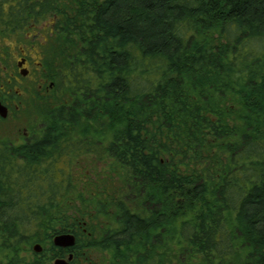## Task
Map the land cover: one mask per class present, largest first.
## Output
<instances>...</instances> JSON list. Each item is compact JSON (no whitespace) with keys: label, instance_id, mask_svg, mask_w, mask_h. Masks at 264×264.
Returning <instances> with one entry per match:
<instances>
[{"label":"trees","instance_id":"1","mask_svg":"<svg viewBox=\"0 0 264 264\" xmlns=\"http://www.w3.org/2000/svg\"><path fill=\"white\" fill-rule=\"evenodd\" d=\"M58 12L80 104L52 119L54 163L97 145L122 173L100 241L110 264H264V0H72ZM80 122L109 136L56 148ZM29 164L15 177L48 195ZM67 184L0 201V237L70 228Z\"/></svg>","mask_w":264,"mask_h":264},{"label":"flooded vegetation","instance_id":"2","mask_svg":"<svg viewBox=\"0 0 264 264\" xmlns=\"http://www.w3.org/2000/svg\"><path fill=\"white\" fill-rule=\"evenodd\" d=\"M71 2L72 0H0V171L6 177L0 179V191L9 185L15 192L7 197L0 195V201L17 202L47 195L45 190L41 192L37 187L40 184L38 180L28 181L26 189L18 181L19 174L23 175L22 166L29 163L30 172L27 173L34 175L33 178L39 177L52 189L47 197L57 196V181L70 180L67 166L69 159L75 154L65 152L69 156L62 155L54 163L51 146V139L54 137L51 131L54 127L51 123L61 110H68L71 104H80L77 98L79 92L75 91L76 78L70 67L72 61H63L68 46L62 37L65 31L59 23L62 15L58 12L63 5L66 6V11L69 10ZM60 96L67 98H62L59 106L52 107L40 118V105ZM30 119H39L35 128L26 125ZM65 135L68 137V134ZM84 141L81 137H68L54 146L73 148L81 146ZM86 152L95 158L104 156L97 145L79 150L76 155ZM54 164L59 165L62 172H55L52 167ZM21 184L23 187L19 188ZM72 219L67 222L70 228L57 231H53L48 223L43 226L34 225V233L30 236L27 229L14 225L13 235L0 237V251L12 248L19 251L16 257L2 258L0 264H55L58 259L63 260V264H110V250L100 243L106 230L101 236L93 235L88 230V218L72 215ZM39 231L42 233L38 234ZM56 234L72 235L73 243L54 244ZM33 235L36 239L32 241V250L29 249V254H21L20 251L30 243ZM35 244L39 250L35 249ZM107 255L110 257L106 260Z\"/></svg>","mask_w":264,"mask_h":264},{"label":"rangeland","instance_id":"3","mask_svg":"<svg viewBox=\"0 0 264 264\" xmlns=\"http://www.w3.org/2000/svg\"><path fill=\"white\" fill-rule=\"evenodd\" d=\"M64 56L63 61H69L70 56L66 53ZM62 98H67V96H60L58 99L49 100V102L44 103L42 106L40 105V118L52 107L59 106ZM68 102L70 101L68 100ZM38 120L30 119V122H27L26 125L30 128H35ZM84 127L85 124H82L81 122L70 127L67 131L68 137H81L84 140L88 139L97 143L101 138L109 136L107 130L99 129L97 123H94V125L90 124L86 130ZM67 168H69L67 175L70 180L68 181L69 186L66 187L67 192H65L64 195L66 198L65 206L71 210L74 216L77 215L81 218H88V230L91 231L93 235L96 234L97 236H101L107 228L115 223L114 204L109 201V198H117L120 190H123L122 173L109 155L95 158L94 155L87 152L83 155H73L68 161ZM83 212L86 214L87 212L89 213L84 215ZM33 233L34 230L31 235ZM37 233L41 234L42 232L39 231ZM34 238L36 239L35 235H33V238H31L32 240L29 241L30 243L26 245L27 248H22L20 251L21 254L30 253V250H32L31 244L33 243L32 241ZM2 254L3 251H0V261L2 260ZM99 255L100 253H98V256ZM102 255L105 257L104 254ZM107 256L106 260L110 257L109 255Z\"/></svg>","mask_w":264,"mask_h":264},{"label":"water","instance_id":"4","mask_svg":"<svg viewBox=\"0 0 264 264\" xmlns=\"http://www.w3.org/2000/svg\"><path fill=\"white\" fill-rule=\"evenodd\" d=\"M73 243V237L69 234H56L54 237V244L57 245H66V244H72ZM36 250H39L38 245H34ZM65 263L63 260H56L55 264H63Z\"/></svg>","mask_w":264,"mask_h":264}]
</instances>
